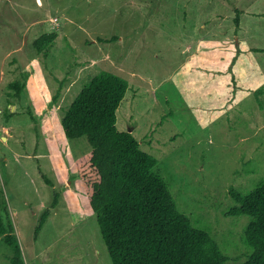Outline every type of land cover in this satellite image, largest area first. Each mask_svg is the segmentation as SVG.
<instances>
[{
  "label": "rangeland",
  "instance_id": "1",
  "mask_svg": "<svg viewBox=\"0 0 264 264\" xmlns=\"http://www.w3.org/2000/svg\"><path fill=\"white\" fill-rule=\"evenodd\" d=\"M52 31L53 47L39 52L35 39ZM104 69L130 83L118 127L158 158L178 206L209 229L225 264L243 262L250 218L228 210L232 187L264 179V94L255 95L264 85V0H0V214L25 263L112 264L76 167L91 145L62 127ZM23 75L17 96L9 83ZM11 255L0 236V264Z\"/></svg>",
  "mask_w": 264,
  "mask_h": 264
},
{
  "label": "trees",
  "instance_id": "2",
  "mask_svg": "<svg viewBox=\"0 0 264 264\" xmlns=\"http://www.w3.org/2000/svg\"><path fill=\"white\" fill-rule=\"evenodd\" d=\"M241 10L235 23L240 26ZM59 33L43 32L34 41L48 54ZM115 37V36H114ZM9 83L19 96L27 77ZM234 77V76H233ZM130 86L112 70L94 75L79 91L62 117L69 138L86 136L91 149L78 157V177L96 213L112 264H225L229 255L207 227L197 225L175 199L171 185L132 131L117 125V109ZM264 94V85L255 95ZM230 215H248L243 239L251 248L240 264H264V179L248 191L231 188ZM55 193L53 205L58 203ZM50 212L44 210L36 232ZM0 236L12 248V264H26L10 219L0 214Z\"/></svg>",
  "mask_w": 264,
  "mask_h": 264
}]
</instances>
